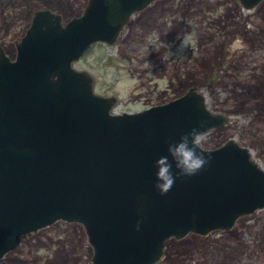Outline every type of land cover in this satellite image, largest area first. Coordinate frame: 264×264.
I'll return each instance as SVG.
<instances>
[{
	"label": "water",
	"instance_id": "1",
	"mask_svg": "<svg viewBox=\"0 0 264 264\" xmlns=\"http://www.w3.org/2000/svg\"><path fill=\"white\" fill-rule=\"evenodd\" d=\"M86 1L64 23L33 10L13 58L0 47V257L21 235L61 219L83 225L90 264H156L166 239L229 229L263 207L264 169L228 138L200 146L209 163L161 195L156 160L168 156L178 171L168 144L228 117L210 111L193 87L114 112L116 96L97 95L92 76L72 61L93 42L113 43L130 14L152 0ZM259 1L238 0L244 8Z\"/></svg>",
	"mask_w": 264,
	"mask_h": 264
},
{
	"label": "rangeland",
	"instance_id": "2",
	"mask_svg": "<svg viewBox=\"0 0 264 264\" xmlns=\"http://www.w3.org/2000/svg\"><path fill=\"white\" fill-rule=\"evenodd\" d=\"M86 0H0V47L13 58L14 42L33 10L50 8L62 20ZM113 43L96 41L75 69L92 77L93 91L115 95L114 112L136 111L193 87L207 108L228 117L202 132L203 148L228 138L245 146L264 169V0H152L130 14ZM83 225L57 219L20 236L0 264H90ZM156 264H264V206L242 214L229 229L165 240Z\"/></svg>",
	"mask_w": 264,
	"mask_h": 264
},
{
	"label": "clouds",
	"instance_id": "3",
	"mask_svg": "<svg viewBox=\"0 0 264 264\" xmlns=\"http://www.w3.org/2000/svg\"><path fill=\"white\" fill-rule=\"evenodd\" d=\"M52 79L56 80L58 77L53 76ZM204 141L205 136L203 133L193 128L191 131L181 135L178 142L168 144L167 151L178 171L175 174L173 173V164L169 161L168 156H162L156 160L157 183L155 187L161 195L171 190L178 176H194L209 163L211 158L206 157L202 151H198Z\"/></svg>",
	"mask_w": 264,
	"mask_h": 264
},
{
	"label": "flooded vegetation",
	"instance_id": "4",
	"mask_svg": "<svg viewBox=\"0 0 264 264\" xmlns=\"http://www.w3.org/2000/svg\"><path fill=\"white\" fill-rule=\"evenodd\" d=\"M45 9H48V10H50L51 11V9L50 8H47V7H45ZM82 11V10H81ZM51 12H53V13H57V14H59V16H60V21L62 22V23H64L67 19H69L70 17H72V16H75V14L73 15H70V16H68V17H66L65 19H63L62 20V14L61 13H58V12H55V11H51ZM29 24V23H28ZM125 25V24H124ZM123 25V26H124ZM28 27V26H27ZM26 28V27H25ZM25 30V29H24ZM24 32V31H23Z\"/></svg>",
	"mask_w": 264,
	"mask_h": 264
}]
</instances>
